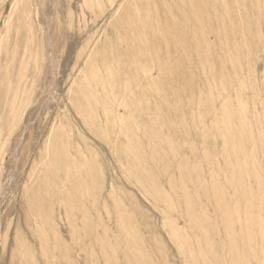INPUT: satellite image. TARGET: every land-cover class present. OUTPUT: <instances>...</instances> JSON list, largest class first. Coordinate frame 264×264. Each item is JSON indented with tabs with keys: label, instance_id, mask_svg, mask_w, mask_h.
Masks as SVG:
<instances>
[{
	"label": "rangeland",
	"instance_id": "rangeland-1",
	"mask_svg": "<svg viewBox=\"0 0 264 264\" xmlns=\"http://www.w3.org/2000/svg\"><path fill=\"white\" fill-rule=\"evenodd\" d=\"M0 264H264V0H0Z\"/></svg>",
	"mask_w": 264,
	"mask_h": 264
}]
</instances>
